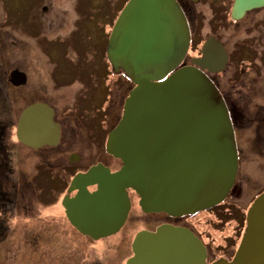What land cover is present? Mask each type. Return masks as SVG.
Listing matches in <instances>:
<instances>
[{
    "label": "flooded vegetation",
    "instance_id": "1",
    "mask_svg": "<svg viewBox=\"0 0 264 264\" xmlns=\"http://www.w3.org/2000/svg\"><path fill=\"white\" fill-rule=\"evenodd\" d=\"M176 1L190 34L180 66L197 68L215 84L233 126L238 171L227 197L210 209L172 216L143 212L138 195L129 189L130 211L116 234L95 240L72 225L63 206L65 197L77 194L69 192L72 179L94 166L111 172L122 166L107 152V141L134 88L122 76L123 69L116 71L108 59L111 30L129 0H72L75 29L52 38L44 49L36 43L33 52L14 33L0 29V264H106L102 255L91 263L96 243L118 237L132 223L135 199L144 226L132 233L128 244L126 237L118 240L115 255L124 248L130 251L125 263L133 256L139 232H156L165 225L194 233L206 248V264L235 258L250 225L249 211L264 193V0ZM59 4L60 0H45L51 17L48 30H53V22L56 30L64 28L56 11ZM89 23L100 26L104 43L88 38ZM73 33L80 34L73 55L63 51L55 55L59 40L66 41ZM11 57L20 66L5 64ZM37 103L53 110L60 129L55 145L31 147L18 139L21 115Z\"/></svg>",
    "mask_w": 264,
    "mask_h": 264
},
{
    "label": "water",
    "instance_id": "2",
    "mask_svg": "<svg viewBox=\"0 0 264 264\" xmlns=\"http://www.w3.org/2000/svg\"><path fill=\"white\" fill-rule=\"evenodd\" d=\"M190 44L185 15L176 0H129L111 31L108 59L134 84L123 115L110 132L107 152L122 162L77 174L63 206L72 225L99 240L125 224L131 201L145 213L194 214L221 203L238 171L233 126L215 84L195 67L180 66ZM53 110L37 103L21 115L18 139L31 147L60 137ZM97 186L90 191L89 188ZM250 225L232 261L264 264V193L249 211ZM203 242L190 230L165 225L141 231L125 264H206Z\"/></svg>",
    "mask_w": 264,
    "mask_h": 264
},
{
    "label": "rangeland",
    "instance_id": "3",
    "mask_svg": "<svg viewBox=\"0 0 264 264\" xmlns=\"http://www.w3.org/2000/svg\"><path fill=\"white\" fill-rule=\"evenodd\" d=\"M54 1L56 2V0ZM71 1L72 0H60V4L58 6L59 9L56 10L60 19L63 21L62 27L64 28H59L56 30L55 27H58V25L54 24L56 22H53L51 23L53 25L50 26L53 27V30H48L46 27V22L51 17L49 14L45 12V7L47 8V6H45V0H0V19H4V18L7 19V21L5 22H2L0 20V29L1 28L3 30L6 29L11 34L14 33L16 37L20 39V41H23V43L33 47V52H35L36 50L35 49L36 43L39 48L41 47L42 49H44V44L50 41L52 38L59 36L63 33L69 34L75 29L76 15L73 8L74 7L73 4L72 6L70 5ZM93 2L99 3L100 0H93ZM121 6L122 3L119 7ZM108 14L110 17L113 14V9L110 10ZM60 19H58V21ZM85 28L89 29V34H88L89 39L94 40L98 38L99 40H102V42L104 43L105 34L104 33L102 34L100 32V26L96 25V23H89V25H87ZM6 39L8 40L9 43L12 42L16 46L20 47L18 41L10 40L9 37H6ZM79 40H80V34L78 33H73L66 41L59 40V43L61 45L59 47L53 48L55 55H58L56 53L58 51H63L65 54L73 55L72 51L75 49V45L79 42ZM5 64L20 66L19 61H17L16 58L14 59L12 57L9 58ZM28 71L33 72L32 67L30 65L28 66ZM122 76L124 78H127V76L125 75ZM43 77H44L43 81L46 82L44 75ZM116 77L117 76H115L114 79H118ZM117 102L119 106L121 103V98H118ZM19 107L20 104H16L17 111ZM134 202H133L134 210L132 211V216L134 215L135 216L132 220V223H130V225L126 227L118 237H110L111 239L109 238L106 240H102L99 243H96L98 249L93 252V258L91 260V263L94 261V258L100 257L101 255L106 257L107 259L106 264L125 263L124 260L130 255V251L124 248L120 254L115 255L116 250L114 249L117 248L118 240L122 239L124 241V238L126 237L128 238L127 239V244H128V241L130 239V236H132V233L140 229L142 226H144V223L141 221L142 219L138 217L141 216V212H139L138 210V200L135 199ZM67 243L69 245H72L69 241ZM98 263H100V261H98Z\"/></svg>",
    "mask_w": 264,
    "mask_h": 264
},
{
    "label": "trees",
    "instance_id": "4",
    "mask_svg": "<svg viewBox=\"0 0 264 264\" xmlns=\"http://www.w3.org/2000/svg\"><path fill=\"white\" fill-rule=\"evenodd\" d=\"M110 66H112V65H110Z\"/></svg>",
    "mask_w": 264,
    "mask_h": 264
}]
</instances>
